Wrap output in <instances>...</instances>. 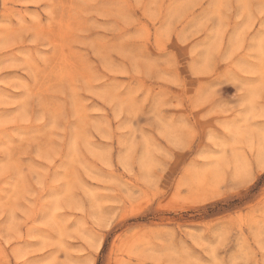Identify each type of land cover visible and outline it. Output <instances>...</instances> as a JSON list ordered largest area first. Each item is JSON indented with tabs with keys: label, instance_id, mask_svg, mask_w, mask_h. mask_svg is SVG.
<instances>
[{
	"label": "rangeland",
	"instance_id": "rangeland-1",
	"mask_svg": "<svg viewBox=\"0 0 264 264\" xmlns=\"http://www.w3.org/2000/svg\"><path fill=\"white\" fill-rule=\"evenodd\" d=\"M0 264H264V0H0Z\"/></svg>",
	"mask_w": 264,
	"mask_h": 264
}]
</instances>
